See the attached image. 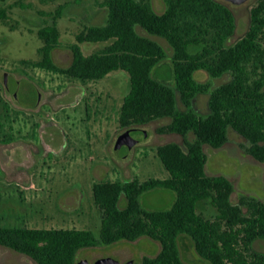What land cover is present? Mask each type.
<instances>
[{"label": "trees", "instance_id": "obj_1", "mask_svg": "<svg viewBox=\"0 0 264 264\" xmlns=\"http://www.w3.org/2000/svg\"><path fill=\"white\" fill-rule=\"evenodd\" d=\"M68 4H58L49 14L52 22L37 30L42 41L37 50L40 59L22 63L83 81L123 70L128 74L129 90L119 110L120 128L169 118L168 124L156 129L158 133H192L193 139L185 142V149L175 142L156 148L167 178L93 184V202L101 212L97 236L91 230L0 225V246L36 264H75L78 249L146 236L157 241L160 250L139 264H185L179 240L188 238L209 264H264V252L252 248L254 241H264V201L241 195L238 203H232V183L224 176L205 173L203 150L205 144L223 146L231 130L245 140L241 147L246 154L264 162V0L250 9L247 31L231 45L227 41L235 29L234 16L221 0H164L162 13L154 11L148 0H102L98 5L106 10L104 24L81 23L75 42L67 45L71 62L61 67L54 62L52 51L59 47L56 20ZM5 18V10L0 9V20ZM137 27L164 39L171 48L172 86L151 74L166 57L165 50ZM86 42L103 46L84 55L79 45ZM197 70L213 78L229 73L230 80L209 89L194 79ZM203 93L209 94L208 114L200 116L192 104ZM13 138L6 135L0 142L10 143ZM155 188L176 194L168 209L141 207L140 195ZM121 198L125 199L122 208ZM201 202L215 209L213 217L197 211Z\"/></svg>", "mask_w": 264, "mask_h": 264}, {"label": "rangeland", "instance_id": "obj_2", "mask_svg": "<svg viewBox=\"0 0 264 264\" xmlns=\"http://www.w3.org/2000/svg\"><path fill=\"white\" fill-rule=\"evenodd\" d=\"M102 0H7L0 2L6 18L0 20V138L14 136L10 143L0 142V225L10 227L61 228L91 230L96 236L101 218L95 206L92 186L98 181L164 179L168 173L157 154L159 145L175 142L186 148L193 134H160L156 129L170 122L163 118L144 125L120 128L118 115L123 97L129 90L127 72L116 70L96 81H83L23 64L40 59L37 52L42 41L37 30L51 23V14L58 4L68 2L60 18L59 47L52 51L54 62L61 67L71 62L67 45L75 42L81 23L92 26L105 22ZM157 13L165 9L164 0H148ZM222 1V0H221ZM259 0L242 4L222 1L234 16L235 29L227 44H234L249 27L250 9ZM137 31L156 41L166 57L153 69L156 80L174 84L171 48L164 39ZM87 55L102 43L79 45ZM193 77L213 89L230 80V74L210 77L197 70ZM208 93L194 99L192 110L208 114ZM178 107L183 108L178 101ZM144 129L147 136L137 143L131 139ZM131 140V141H130ZM245 140L229 131L228 141L219 148L203 145L207 160L205 173L221 175L233 185L232 203L244 195L264 201V162L244 152ZM176 194L155 188L142 193L139 203L146 210H165ZM119 206H125L121 198ZM197 211L213 217L215 209L201 202ZM246 212V209H243ZM252 248L264 252V241L256 240ZM160 244L146 236L129 242L120 240L76 251L75 264H94L111 258L119 262L130 259L139 264L144 257H154ZM179 254L185 264H209L193 249L188 238L179 240ZM0 264H36L26 255L0 246Z\"/></svg>", "mask_w": 264, "mask_h": 264}, {"label": "water", "instance_id": "obj_3", "mask_svg": "<svg viewBox=\"0 0 264 264\" xmlns=\"http://www.w3.org/2000/svg\"><path fill=\"white\" fill-rule=\"evenodd\" d=\"M222 1L238 5V4L244 3L247 0H222ZM146 136H147V132L144 129H142V130H140L139 136L136 138H133L131 140L133 143H137L140 140L144 139ZM82 264H85V262L83 261ZM94 264H136V263L132 259H130L126 262H119V261L111 259V258H105V259H101L99 261H96Z\"/></svg>", "mask_w": 264, "mask_h": 264}]
</instances>
